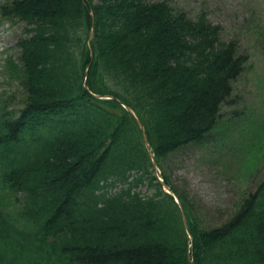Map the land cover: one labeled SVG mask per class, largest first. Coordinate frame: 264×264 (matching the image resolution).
I'll return each mask as SVG.
<instances>
[{
	"label": "trees",
	"instance_id": "16d2710c",
	"mask_svg": "<svg viewBox=\"0 0 264 264\" xmlns=\"http://www.w3.org/2000/svg\"><path fill=\"white\" fill-rule=\"evenodd\" d=\"M1 14L28 35L24 106L0 115L2 183L23 196L16 220L0 208V264H264V178L217 224L167 168L229 144L227 126L264 148L247 111L223 114L249 57L222 26L167 0H14Z\"/></svg>",
	"mask_w": 264,
	"mask_h": 264
},
{
	"label": "rangeland",
	"instance_id": "374dc122",
	"mask_svg": "<svg viewBox=\"0 0 264 264\" xmlns=\"http://www.w3.org/2000/svg\"><path fill=\"white\" fill-rule=\"evenodd\" d=\"M12 1L0 0V115H14L25 103L18 43L28 35V26L19 18L8 19L1 14V7ZM167 1L191 17L205 12L212 23L222 26L223 38L236 41L239 52L249 57L244 74L234 85L236 108L225 107L223 114L245 110L256 130L264 133V0ZM250 127L245 124L239 129L240 132H252L254 129ZM233 133L227 126L229 144L222 142V146L210 143L207 147H190L185 152L174 154L167 164L173 179L187 185L192 195L205 206L203 216L206 221L217 224L227 219L242 195L255 191L264 178L262 144H258L255 151H250L248 144L243 142L244 137ZM220 135L224 137L223 129ZM156 170V175L160 176V169ZM22 203V194L13 193L4 185L0 173V208L16 220Z\"/></svg>",
	"mask_w": 264,
	"mask_h": 264
},
{
	"label": "water",
	"instance_id": "95a60500",
	"mask_svg": "<svg viewBox=\"0 0 264 264\" xmlns=\"http://www.w3.org/2000/svg\"><path fill=\"white\" fill-rule=\"evenodd\" d=\"M92 57H93V54H92ZM139 124H140V126H141V128L144 130V127L142 126V124L139 122ZM171 194V193H170ZM176 198V197H175ZM176 201H177V203H179V201H178V199L176 198Z\"/></svg>",
	"mask_w": 264,
	"mask_h": 264
}]
</instances>
